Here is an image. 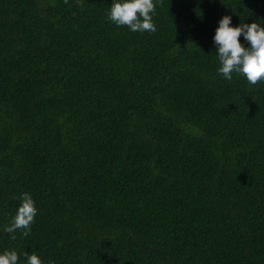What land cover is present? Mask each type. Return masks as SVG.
<instances>
[{
	"label": "trees",
	"instance_id": "16d2710c",
	"mask_svg": "<svg viewBox=\"0 0 264 264\" xmlns=\"http://www.w3.org/2000/svg\"><path fill=\"white\" fill-rule=\"evenodd\" d=\"M158 2L156 31L132 32L112 0H0L18 264H264V80L224 79L213 43L224 15L264 25V0ZM24 192L38 212L13 239Z\"/></svg>",
	"mask_w": 264,
	"mask_h": 264
},
{
	"label": "clouds",
	"instance_id": "9594fccd",
	"mask_svg": "<svg viewBox=\"0 0 264 264\" xmlns=\"http://www.w3.org/2000/svg\"><path fill=\"white\" fill-rule=\"evenodd\" d=\"M157 4L161 3L157 0ZM155 6L154 0H112L108 19L117 26L126 25L132 32H155ZM233 24L238 23L234 21ZM241 36L247 46L241 41ZM213 43L219 60L217 72L224 79L232 80L233 73H236L252 84L264 80V25L253 21L233 26L232 17L224 15L218 22ZM37 212L31 194L22 193L15 215L4 230L13 234V239L18 229H22V235L27 236ZM23 255L26 257V264H43L36 253L29 254L25 251ZM19 259L20 254L16 250L5 249L0 252V264H18Z\"/></svg>",
	"mask_w": 264,
	"mask_h": 264
}]
</instances>
